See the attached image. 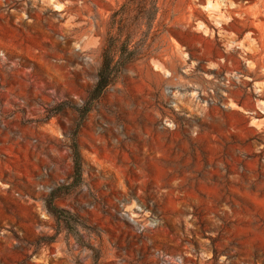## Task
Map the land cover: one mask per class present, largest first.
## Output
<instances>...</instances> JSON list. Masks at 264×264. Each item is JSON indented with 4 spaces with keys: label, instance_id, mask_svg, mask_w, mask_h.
<instances>
[{
    "label": "rangeland",
    "instance_id": "374dc122",
    "mask_svg": "<svg viewBox=\"0 0 264 264\" xmlns=\"http://www.w3.org/2000/svg\"><path fill=\"white\" fill-rule=\"evenodd\" d=\"M0 264H264V0H0Z\"/></svg>",
    "mask_w": 264,
    "mask_h": 264
},
{
    "label": "trees",
    "instance_id": "16d2710c",
    "mask_svg": "<svg viewBox=\"0 0 264 264\" xmlns=\"http://www.w3.org/2000/svg\"><path fill=\"white\" fill-rule=\"evenodd\" d=\"M128 54V53H127ZM122 58V55L119 57L120 61ZM125 60L127 59H123L122 63L125 62ZM114 69L111 66V55L109 53H107V51L105 50V52L103 53V60L102 63L100 65V67L97 70V74H96V81L95 84L93 86V89H91V91L89 92V99L90 100H94L96 99L100 92L102 91V89L108 85L109 83L112 82L113 78H114ZM87 109L84 108V111H86ZM72 173L70 175L71 178V182L67 183V184H61L58 185L54 188H52L49 191L48 196L45 199V207L47 212L54 216L55 219L59 220V221H63L66 228L70 231L75 230V226L76 224H78L77 222H75L73 220V217H71V214H69L68 211L62 209V208H58L56 207V205L53 203V199L56 196V193L58 190L60 189H68V188H72L74 186H77L80 182H81V174H82V170H81V156L78 152L77 149V145L73 139L72 142Z\"/></svg>",
    "mask_w": 264,
    "mask_h": 264
}]
</instances>
